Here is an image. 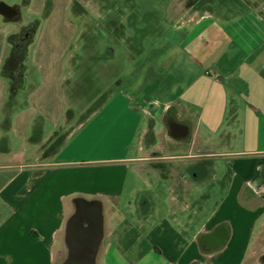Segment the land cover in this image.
I'll use <instances>...</instances> for the list:
<instances>
[{
  "label": "crops",
  "instance_id": "obj_1",
  "mask_svg": "<svg viewBox=\"0 0 264 264\" xmlns=\"http://www.w3.org/2000/svg\"><path fill=\"white\" fill-rule=\"evenodd\" d=\"M207 15L190 13L186 20L195 27L176 49L163 51V100L148 101L151 107L163 105L160 132L138 82L99 104V114L118 107L134 116L126 150L133 147L135 154L73 155L81 141L66 140L71 136L66 96L72 98L71 91L58 88V74L44 75L27 96V107L9 121L2 118L0 264H56L58 250L65 251L72 198L101 199L104 214L107 207L114 209L129 168L117 160L160 158L163 170L148 169L163 184V217L142 235L148 244L137 241L139 233L130 241L136 227L122 233L108 213L97 264H247L264 234V21L253 11L231 20ZM207 69L218 76L205 74ZM29 82L25 74L21 87ZM7 94L0 82L1 109H10ZM173 122L184 125L186 133L172 137ZM8 132L21 151L1 146ZM254 143L262 147L248 148ZM110 216L114 219L116 211ZM216 228L226 240L207 248L203 237Z\"/></svg>",
  "mask_w": 264,
  "mask_h": 264
},
{
  "label": "rangeland",
  "instance_id": "obj_2",
  "mask_svg": "<svg viewBox=\"0 0 264 264\" xmlns=\"http://www.w3.org/2000/svg\"><path fill=\"white\" fill-rule=\"evenodd\" d=\"M0 1L18 6L20 14L17 20L0 15V69L10 52L8 35L19 32L21 26L31 21H41L38 36L32 41L24 60L29 85L19 88L9 110L0 108V124L4 118L9 121L13 112L27 107V96L36 84L42 83L44 75L58 74V88L66 93H81L77 101L66 96L71 106L67 113L71 116V136L66 140L81 141L73 155L83 159L135 154L133 147L126 150L134 116L118 107L102 114L98 111L102 100L135 82L139 84L138 93L145 94V106L154 113L155 131L162 130L163 105L151 107L148 101L163 100V51L169 46L176 49L180 39L195 27L194 21L186 20L190 13L210 14L208 18L218 21V18L231 20L233 16L253 11L264 21V0ZM0 82L7 94L8 83L2 73ZM140 126L138 132L143 124ZM137 139L138 135L135 143ZM3 141L2 147L22 150L20 143L12 139L11 132ZM259 147L262 145L258 143L248 146ZM120 160L117 163L129 165L123 191L114 209H104V217L109 213V222L119 223L122 233H127L130 226L136 227L130 231V241L139 233L137 241L148 244L142 235L163 217V184L148 169L155 167L149 161ZM143 163L148 166L144 167ZM113 210L116 216L110 219ZM145 219L142 228L138 229L137 224ZM124 243H129L127 235ZM254 248L247 264H260L257 257L264 251V234L255 242ZM58 252L60 261L65 251L60 248Z\"/></svg>",
  "mask_w": 264,
  "mask_h": 264
},
{
  "label": "water",
  "instance_id": "obj_3",
  "mask_svg": "<svg viewBox=\"0 0 264 264\" xmlns=\"http://www.w3.org/2000/svg\"><path fill=\"white\" fill-rule=\"evenodd\" d=\"M16 14V7L0 1V15L11 19ZM40 27L41 21H38L31 35V41L24 49L25 57L30 51L32 41L37 38ZM9 44L11 46L10 42ZM26 72L27 70L24 69L21 85L25 81ZM186 130L184 125L177 123L170 127L172 137L184 135ZM71 203L73 212L67 217L63 231L65 255L56 264H97V253L104 237L103 202L98 198L87 199L76 196L72 198ZM204 237L209 240L206 243L207 248L220 246L226 240V234L221 228H216Z\"/></svg>",
  "mask_w": 264,
  "mask_h": 264
},
{
  "label": "trees",
  "instance_id": "obj_4",
  "mask_svg": "<svg viewBox=\"0 0 264 264\" xmlns=\"http://www.w3.org/2000/svg\"><path fill=\"white\" fill-rule=\"evenodd\" d=\"M28 1V0H27ZM8 40L11 43V45L14 44L13 49H11L10 54H8V56L4 59L3 61V65H2V75L6 78L8 86H7V92H8V96H7V102H6V106L9 108L11 107L14 102H15V96L19 90V88H21L22 85H20L19 83V75L18 74H22L23 70L25 69V66L23 65V70L21 68V71H19V73L16 72L17 69V65L14 64L15 59L18 58H22L23 56V45L20 44V33H13L10 34L8 36ZM13 58V61H12ZM16 63V62H15ZM9 65L14 66V68L8 67ZM21 67V65H20ZM81 93H75V92H71L70 97L77 101L78 98L80 97Z\"/></svg>",
  "mask_w": 264,
  "mask_h": 264
},
{
  "label": "flooded vegetation",
  "instance_id": "obj_5",
  "mask_svg": "<svg viewBox=\"0 0 264 264\" xmlns=\"http://www.w3.org/2000/svg\"><path fill=\"white\" fill-rule=\"evenodd\" d=\"M14 7H16L17 14L15 16H13L11 19H16L17 20V19L20 18L19 7L16 6V5H14ZM37 22H38L37 20H34V21H31V22L21 26V29H20L19 33H20V44L23 45V47H22L23 51H24L26 45L31 40V35H32V33H33V31H34V29L36 27ZM15 33H17V32H15ZM13 47H14V44L10 46V51H11V49H13ZM9 54H10V52H9ZM24 60H25L24 52H23L22 58L15 59L14 64L17 65V69H16L17 73H19V71H21V68L23 70ZM12 61H13V58H12ZM20 65H21V67H20ZM11 66L12 65H9L8 67L11 68ZM12 68H14V66H12ZM18 75H19L18 77H19V83H20V80H21V77L23 75V72H22V74L20 73ZM174 123L175 122L170 123L169 127H171V125L174 124ZM152 155H158V152L157 151H153ZM149 163H151V165L159 167V168H161L163 170V158H160V159L154 160V161H150ZM203 242L205 244L207 242H209L208 238L203 237ZM257 259H258L260 264H264V251L258 255Z\"/></svg>",
  "mask_w": 264,
  "mask_h": 264
},
{
  "label": "built area",
  "instance_id": "obj_6",
  "mask_svg": "<svg viewBox=\"0 0 264 264\" xmlns=\"http://www.w3.org/2000/svg\"><path fill=\"white\" fill-rule=\"evenodd\" d=\"M205 74H207V75H213V76H215V77H217L218 75H217V73H214L212 70H210V69H207L206 71H205Z\"/></svg>",
  "mask_w": 264,
  "mask_h": 264
}]
</instances>
